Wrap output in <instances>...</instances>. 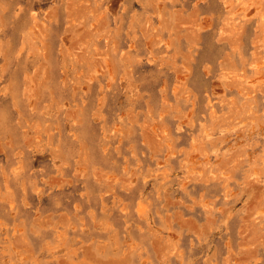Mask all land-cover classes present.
Here are the masks:
<instances>
[{"label":"rangeland","instance_id":"1","mask_svg":"<svg viewBox=\"0 0 264 264\" xmlns=\"http://www.w3.org/2000/svg\"><path fill=\"white\" fill-rule=\"evenodd\" d=\"M0 264H264V0H0Z\"/></svg>","mask_w":264,"mask_h":264}]
</instances>
